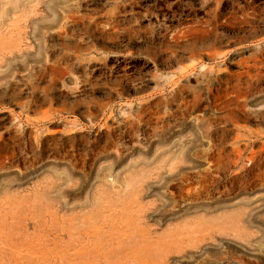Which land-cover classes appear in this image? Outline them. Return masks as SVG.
Wrapping results in <instances>:
<instances>
[{"label":"rangeland","instance_id":"374dc122","mask_svg":"<svg viewBox=\"0 0 264 264\" xmlns=\"http://www.w3.org/2000/svg\"><path fill=\"white\" fill-rule=\"evenodd\" d=\"M263 47L264 0H0V264H264Z\"/></svg>","mask_w":264,"mask_h":264},{"label":"bare ground","instance_id":"6f19581e","mask_svg":"<svg viewBox=\"0 0 264 264\" xmlns=\"http://www.w3.org/2000/svg\"><path fill=\"white\" fill-rule=\"evenodd\" d=\"M23 11H24V10H23ZM26 16H27V13H26ZM26 16H25V17H26ZM23 17H24V16H23ZM249 21H250V20H249ZM246 22H248V21H246ZM204 36H205V35H204ZM206 37H207V36H206ZM208 39H209V38H208ZM205 40H206V38H205ZM201 42H202V40H201ZM211 44H212V43H211ZM258 48H259V50H260L261 47H258ZM263 48H264V47H263ZM255 49H256V48H255ZM261 49H262V48H261ZM255 51L258 52L257 50H255ZM254 53H255V52H254ZM263 54H264V53H263ZM212 55H213V54H212ZM212 55H211V56H212ZM250 58H251V57H250ZM257 60H258V59H257ZM198 61H199V60H198ZM253 62H254V60H253ZM196 63H197V62H196ZM198 64H199V63H198ZM252 64H253V63H252ZM200 65H201V64H200ZM258 65H260V64H258ZM195 66H196V65H195ZM197 66H199V65H197ZM250 66H251V69H252V68H253L252 65H250ZM193 67H194V66H193ZM247 67H248V66H247ZM256 67H257V65H256ZM259 68H260V67H259ZM192 69H193V68H192ZM248 69H249V68H248ZM248 69H247V71H249ZM257 69H258V68H257ZM255 70H256V69H255ZM256 71L258 72L259 70H256ZM256 71H255V72H256ZM188 72H189V71H188ZM255 72H254V74H256ZM246 73H247V72H246ZM251 73H252V72H251ZM251 73H250V74H251ZM260 73H262V72H260ZM250 74H249V75H250ZM257 75H259V72H258ZM260 75H262V74H260ZM254 76H255V75H254ZM257 77H258V76H257ZM248 78H249V77H248ZM250 78H251V77H250ZM261 78H262V76H261ZM252 79H253V78H252ZM252 79H251V80H252ZM255 79H256V76H255ZM257 80H258V79H257ZM255 82H256V81H255ZM251 84H252V83H251ZM240 86H241V85H240ZM244 86H245V85H244ZM245 87H247V86H245ZM258 87H259V85H258ZM179 88H180V87H179ZM229 89H230V88H229ZM242 89H243V87H242ZM244 90H245V89H244ZM257 90H258V89H257ZM228 91H229V90H228ZM255 91H256V90H255ZM251 93H252V92H251ZM246 94H247V93H246ZM246 94H244L243 96H245ZM252 95H253V94H252ZM250 96H251V95H250ZM254 96H255V95H254ZM246 98H248V96H247ZM253 99H254V98H253ZM196 100H198V99H196ZM254 100H255V99H254ZM256 100H259V99H256ZM258 103H260V102H258ZM261 104H262V103H261ZM255 105H256V104H255ZM262 105H263V104H262ZM261 117H262V116H261ZM256 118H257V117H256ZM263 118H264V117H263ZM199 120H200V119H199ZM204 120H205V119H204ZM204 120H203V121H204ZM263 120H264V119H263ZM204 123H207V121L204 122ZM205 125H206V124H205ZM206 127H207V125H206ZM206 127H205V129H206ZM209 128H210V127H209ZM202 129H203V128H202ZM205 129H203V130H205ZM207 130H208V129H206V131H207ZM211 130H212V129H211ZM209 131H210V130H208V132H209ZM208 132H207V133H208ZM212 132H213V131H212ZM205 133H206V132H205ZM251 133H252V132H251ZM210 134H211V133H210ZM210 134H209V135H210ZM252 134H253V133H252ZM203 135H204V134H203ZM203 135H202V136H203ZM206 135L208 136V134H206ZM199 136H200V135H199ZM262 140H263V138H262ZM255 142H256V141H255ZM261 143H262V142H261ZM260 158H261V157H260ZM262 159H263V158H262ZM262 159H261V160H262ZM249 160H250V159H249ZM263 165H264V164H263ZM252 167H253V166H252Z\"/></svg>","mask_w":264,"mask_h":264}]
</instances>
